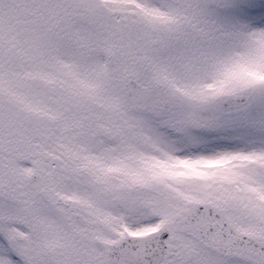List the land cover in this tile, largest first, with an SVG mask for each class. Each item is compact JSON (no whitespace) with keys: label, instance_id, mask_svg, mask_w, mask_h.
I'll use <instances>...</instances> for the list:
<instances>
[{"label":"snow or ice","instance_id":"obj_1","mask_svg":"<svg viewBox=\"0 0 264 264\" xmlns=\"http://www.w3.org/2000/svg\"><path fill=\"white\" fill-rule=\"evenodd\" d=\"M0 264H264V0H0Z\"/></svg>","mask_w":264,"mask_h":264}]
</instances>
